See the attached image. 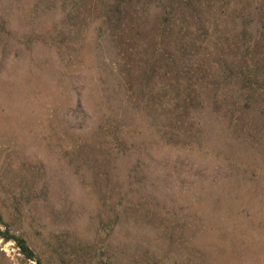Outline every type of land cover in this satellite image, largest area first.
Instances as JSON below:
<instances>
[{
    "label": "rangeland",
    "instance_id": "obj_1",
    "mask_svg": "<svg viewBox=\"0 0 264 264\" xmlns=\"http://www.w3.org/2000/svg\"><path fill=\"white\" fill-rule=\"evenodd\" d=\"M122 2L0 0V264H264V0Z\"/></svg>",
    "mask_w": 264,
    "mask_h": 264
},
{
    "label": "trees",
    "instance_id": "obj_2",
    "mask_svg": "<svg viewBox=\"0 0 264 264\" xmlns=\"http://www.w3.org/2000/svg\"><path fill=\"white\" fill-rule=\"evenodd\" d=\"M126 2L128 3V1H126ZM121 4H123L122 0H112V6H114V9H115V11L112 12L113 14H118L119 8L121 7ZM189 8H190V11H192V12L194 11V8L189 7V5H188L186 7V9H189ZM163 15L164 16L165 15H167V16L170 15V13L166 11V6L164 7ZM109 23L112 26V25H114L115 22H109ZM174 23H175L174 18H170V17H167L166 19L164 18V19H162L160 21L157 30L160 32L159 35L162 36V41L163 42L168 37V35L171 34L170 32L172 31V29H170V26H172ZM112 28H114V26ZM244 31H246V28H245ZM172 47L174 48L173 49L174 55H171L170 53L167 54L166 51H163L164 48H160V49H157V50L159 52L163 53V58L166 57V55H168L166 57V60L171 61L173 63V67L178 66V67H176L177 72H178L177 76H180L179 73L186 74L185 67L183 66L181 61L187 59V55H190V53L187 52L186 49H184L182 45H180V43L178 42L177 39H172ZM245 52H246V54L242 57L243 60H244L245 69L242 72L240 71L239 76L244 78L246 82H248L251 85H253L254 81L256 80V78H254V76L251 77L250 70L248 71V60H247V58H248V53H247L248 50H246ZM181 53H183V54H181ZM189 67H186L187 71L189 70ZM177 76H176V79H179ZM178 81L179 80H177V82ZM177 82H175V84ZM184 108H186V106H184ZM178 109H179V107H178ZM180 109H182V108L180 107ZM182 110L184 111V109H182ZM0 238L3 239L4 241H9V240L13 241L15 243L16 247L19 249V252L26 259H28V260L35 259L33 251L28 246V244H27V242H26V240L24 238L19 237V236H9L8 234L2 233V232H0Z\"/></svg>",
    "mask_w": 264,
    "mask_h": 264
}]
</instances>
